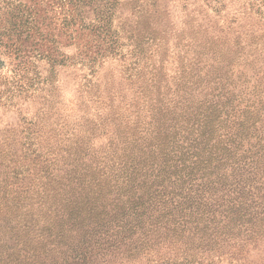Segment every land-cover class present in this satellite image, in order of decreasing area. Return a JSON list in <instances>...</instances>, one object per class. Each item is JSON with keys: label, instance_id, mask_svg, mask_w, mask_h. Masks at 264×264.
<instances>
[{"label": "rangeland", "instance_id": "rangeland-1", "mask_svg": "<svg viewBox=\"0 0 264 264\" xmlns=\"http://www.w3.org/2000/svg\"><path fill=\"white\" fill-rule=\"evenodd\" d=\"M196 88L264 120V0H0V172H24L12 192L43 196L83 135L99 157L119 126L151 127L159 100ZM233 251L219 264H264V237Z\"/></svg>", "mask_w": 264, "mask_h": 264}, {"label": "trees", "instance_id": "trees-1", "mask_svg": "<svg viewBox=\"0 0 264 264\" xmlns=\"http://www.w3.org/2000/svg\"><path fill=\"white\" fill-rule=\"evenodd\" d=\"M198 90L173 107L159 100L151 127L119 126L99 157L83 135L62 168L46 172L43 196L41 187L12 192L24 172L9 161L0 264H219L262 239L261 111L237 104L235 92Z\"/></svg>", "mask_w": 264, "mask_h": 264}]
</instances>
